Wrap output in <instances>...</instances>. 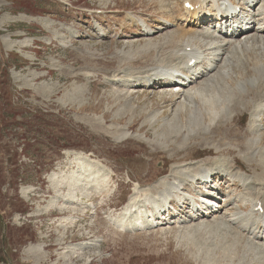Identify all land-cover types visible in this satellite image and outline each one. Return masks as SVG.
I'll list each match as a JSON object with an SVG mask.
<instances>
[{
	"label": "rangeland",
	"instance_id": "obj_1",
	"mask_svg": "<svg viewBox=\"0 0 264 264\" xmlns=\"http://www.w3.org/2000/svg\"><path fill=\"white\" fill-rule=\"evenodd\" d=\"M162 2L173 9L167 12L157 0H0V261L6 262L0 264H263L261 242L253 243L233 222L218 225L213 222L216 218L194 217L176 200L167 221L156 227L135 231L111 222L121 217L136 188L153 186L181 162L216 159L220 171L214 184L222 190L235 198L246 194L240 184L231 185L224 178L221 168L226 163L252 180L257 177L248 193L260 188L264 193L260 171L264 126L259 153L252 159L248 144L259 134L248 129L249 112H235L225 127L196 135L186 111L179 113L172 133L164 122L155 127L144 124L155 110H162L170 120L178 106L175 94L160 99L165 86L149 89L125 83L133 84L139 71L157 63L154 49L147 57L142 48L178 36L181 24L187 23L180 20L186 16L183 0ZM133 18L147 21L148 31L155 34L146 36ZM45 19L54 24L43 26ZM170 19L173 27L159 30ZM183 28L201 29L190 24ZM188 133L192 136L177 151L182 138L171 142L170 135ZM77 154L103 167L98 178L104 171L109 174L107 188L100 184L104 192L98 195L91 190V197L83 198L88 208L36 214L57 195L50 175L69 173ZM241 154L247 156L245 161ZM211 167L216 164L209 162L207 169ZM187 185L192 195L207 189ZM147 209L153 211L151 206ZM72 216L75 222L62 221ZM38 243L45 247V257L39 261L25 252ZM80 243L87 244L74 247L79 249L73 254L66 251V246Z\"/></svg>",
	"mask_w": 264,
	"mask_h": 264
},
{
	"label": "bare ground",
	"instance_id": "obj_2",
	"mask_svg": "<svg viewBox=\"0 0 264 264\" xmlns=\"http://www.w3.org/2000/svg\"><path fill=\"white\" fill-rule=\"evenodd\" d=\"M157 1L164 6L162 9L167 12L173 9L170 3H163L162 0ZM183 3L192 5L193 9L183 8L186 16L184 18L180 17V20L187 22L191 27L192 25L201 27V30H188V32L183 28L184 23L176 32L178 36L175 37L172 34L168 38L165 37L160 44H149L144 47V50L142 48L145 56L154 49L157 63L145 69L144 73L146 74L144 77H141L144 70L140 68L142 72L139 71L140 73H137L136 77V80L139 81L135 80L131 84L132 81L125 80V83L131 87H146L149 89L157 88L159 85L165 86V90H162V98L158 96L160 99H163L165 94L179 96L177 98L178 106L175 108L170 120L167 117L168 115L164 117L165 112L155 110L153 115L150 114V117L144 121V124L150 127H155L156 124L160 125L159 123L164 122L168 128L167 130L171 133L177 129L176 123L180 118V112H189V124L193 130V135H196L198 131L208 133L211 130L219 129L220 126L225 127L228 122L232 121L235 112H249L252 119L249 120L248 129L254 134H259L255 139L250 140L248 144L250 146L249 154L253 159L259 153V145L263 140L261 128L264 126V0H183ZM237 10L240 11L237 12ZM32 20L34 21V19ZM133 21L138 24L137 26L142 27L146 36L155 34L152 30L148 31L149 23L147 24V21H140L136 18ZM41 22L46 27L54 24L50 19L41 20ZM166 22L168 23L161 24L162 27L159 30L173 27L169 24L174 25L171 19L166 20ZM205 22H209V24L207 26L202 25ZM71 33L75 34L76 32L72 31ZM205 60L207 62L203 65ZM192 61H195L193 66L190 65ZM123 92L124 95H127L125 90ZM131 112L133 111L131 110L130 114ZM99 122L101 123L100 120ZM126 128H121V130L126 131ZM122 133L124 138L127 137L126 132ZM189 136H192V134H171L169 141L175 142V139L181 137L182 140L177 149V151H181L184 144L188 142ZM149 143L154 144L156 142L149 140ZM204 145H208V142L204 141ZM245 157L247 156L243 155V160ZM209 162L215 163L216 167L207 169ZM223 162L221 161V163ZM225 164L223 163L221 168L224 178L231 182V185L240 184L244 187L246 190L245 195H239L235 198L229 192L227 193L214 184L220 171L219 162L216 159L205 158L194 163L181 162L174 164L171 168V174L163 177L153 186L151 185V187L145 189L136 188L134 195L123 207L125 209L121 217L111 219V222L126 230L136 231L153 227L158 225L160 221H167L166 217L170 216L169 206L176 200L179 204L182 203L181 206L184 209L186 207L190 208L194 217H202L203 219L207 217V220L211 217V219L216 218L213 222H217V224L221 222L222 225H228V221L233 222L240 230L243 229V233L253 243L261 242L260 246L264 248V211L263 213L255 211L260 204L264 209V193L261 188L252 194L247 192L248 187L257 184L255 182L257 177L254 176L252 180L251 176L246 175L243 170L239 168L231 169L228 164ZM71 165L72 170L65 175L62 172L63 175L55 172L50 175L49 179L53 183L57 195L49 201L47 207L38 208L36 214L47 212L50 209L67 211L71 208L76 211L88 208L89 206L83 202V198L91 197V190L98 192V195L101 194L104 189L99 188L100 184H105L107 188L109 174L104 171L103 177L99 179L98 174L102 172L103 169L101 168L103 167L98 168L96 163L88 156L75 155ZM226 167L228 168L226 169ZM260 171L264 172V166L261 167ZM169 177L171 178L169 179ZM222 181L224 182V180ZM189 183L195 186L198 184L199 189L202 186L207 189L198 191L197 195H192L186 188ZM64 189H66V194L63 196ZM28 192V190L23 191L24 196L27 197ZM106 193L109 194L110 192L106 190ZM214 199L221 200L223 204H216ZM61 200H63V203L60 204ZM148 206H151L153 211H148ZM246 208H251V211L246 212ZM222 210H225L224 213L218 217V213H221ZM230 210H232V213L229 212ZM76 219L72 216L63 218L62 221L68 223L75 222ZM205 225L211 226L207 223ZM197 228H201V225H198ZM83 244L66 246V251L73 254V250L79 249L74 247H81ZM25 252L37 261L45 257V247L41 243L29 245Z\"/></svg>",
	"mask_w": 264,
	"mask_h": 264
},
{
	"label": "trees",
	"instance_id": "obj_3",
	"mask_svg": "<svg viewBox=\"0 0 264 264\" xmlns=\"http://www.w3.org/2000/svg\"><path fill=\"white\" fill-rule=\"evenodd\" d=\"M1 262H3V260H1Z\"/></svg>",
	"mask_w": 264,
	"mask_h": 264
}]
</instances>
